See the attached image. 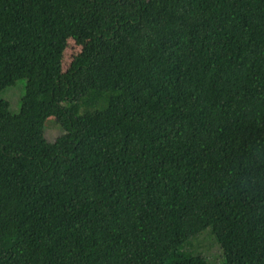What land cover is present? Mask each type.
<instances>
[{"label": "trees", "instance_id": "16d2710c", "mask_svg": "<svg viewBox=\"0 0 264 264\" xmlns=\"http://www.w3.org/2000/svg\"><path fill=\"white\" fill-rule=\"evenodd\" d=\"M19 78L0 264H264V0H0Z\"/></svg>", "mask_w": 264, "mask_h": 264}, {"label": "rangeland", "instance_id": "374dc122", "mask_svg": "<svg viewBox=\"0 0 264 264\" xmlns=\"http://www.w3.org/2000/svg\"><path fill=\"white\" fill-rule=\"evenodd\" d=\"M80 45L72 38H67L60 57V69L65 71L70 59L79 51ZM24 91V79H16L13 84L0 90V99L8 104L10 113H16L19 108V100ZM58 126L55 124L52 116L45 120L44 137L46 140H52L58 134ZM196 244L205 256L208 264H226L220 250L213 238L208 235V229L199 233Z\"/></svg>", "mask_w": 264, "mask_h": 264}]
</instances>
